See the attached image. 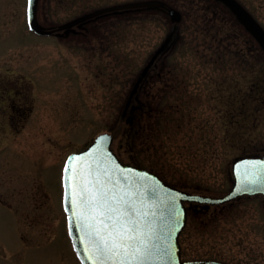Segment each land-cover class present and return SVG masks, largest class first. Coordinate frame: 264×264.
Returning a JSON list of instances; mask_svg holds the SVG:
<instances>
[{"label":"rangeland","instance_id":"rangeland-1","mask_svg":"<svg viewBox=\"0 0 264 264\" xmlns=\"http://www.w3.org/2000/svg\"><path fill=\"white\" fill-rule=\"evenodd\" d=\"M137 1L38 0V25L55 30L41 36L28 24V0H0V264H82L68 231L63 167L100 133L112 132L123 162L211 196L232 187L235 158L264 154V0H160L182 12L178 25L168 11L146 8L57 30ZM170 34V50L140 88L149 112L124 114ZM175 78L186 81L180 97L173 90L164 99ZM170 104L186 117H161ZM131 114L146 136L134 131L127 143ZM180 241L184 260L264 264V196L190 211Z\"/></svg>","mask_w":264,"mask_h":264},{"label":"water","instance_id":"water-1","mask_svg":"<svg viewBox=\"0 0 264 264\" xmlns=\"http://www.w3.org/2000/svg\"><path fill=\"white\" fill-rule=\"evenodd\" d=\"M229 1H233L236 5L234 0ZM37 6L38 0H29V23L37 33L50 35L55 30L44 29L37 23ZM146 8L167 10L175 23H179L183 19L181 11L169 7L163 1L143 0L94 10L61 25L57 30H69L111 12ZM172 36L170 34L166 38L146 64L134 85L131 96L137 92L140 84L157 60L170 50ZM112 142L113 136L111 134H100L88 148L72 154L65 168V209L68 213L69 232L82 263L99 264L97 257L100 255L96 251L97 237L94 235L93 229L84 227L85 218L88 214L87 209L78 208L76 211L83 213V215H75L74 206L71 203L72 190L79 182V177L74 175L73 170L80 172L90 166L93 177L99 173L102 178H105L104 174L107 172L111 175L112 181L118 179L120 181L118 187L133 193L137 207L149 213L146 220L151 225L152 236L149 241V251L144 255L143 264H227L215 260L182 259L180 235L188 220V209L185 202L223 204L245 194H264V154L237 157L233 162L234 182L229 193L223 197H208L189 193L166 183L160 176L151 171L122 163L111 148ZM68 177H72V179L69 181ZM66 193L69 194L67 199Z\"/></svg>","mask_w":264,"mask_h":264},{"label":"snow or ice","instance_id":"snow-or-ice-1","mask_svg":"<svg viewBox=\"0 0 264 264\" xmlns=\"http://www.w3.org/2000/svg\"><path fill=\"white\" fill-rule=\"evenodd\" d=\"M73 173L79 177L71 193L73 211L83 215L76 209H87L84 227L93 229L97 237L99 264H143L152 236L146 220L149 213L138 208L134 194L119 188L120 181H112L109 173L105 172V178L99 173L93 177L90 166Z\"/></svg>","mask_w":264,"mask_h":264},{"label":"trees","instance_id":"trees-1","mask_svg":"<svg viewBox=\"0 0 264 264\" xmlns=\"http://www.w3.org/2000/svg\"><path fill=\"white\" fill-rule=\"evenodd\" d=\"M156 67V66H155ZM177 78H175V80H176ZM185 80H183V79H180V80H176V81H174L173 82V85L172 86H168V90H167V93H165L164 94V99L166 98V97H169L168 95L169 94H171L172 92H173V90H175V94L177 95L178 94V91H176V89H180V87L183 85V84H185ZM171 92V93H170ZM177 97H180L179 95H177ZM163 99V100H164ZM139 105H135V106H137L138 107V112H139V114H141V113H144L145 111L146 112H149L148 111V107H147V105L146 104H144V103H138ZM261 104H264V99H263V101H262V103ZM133 105H134V103H133ZM170 108H168V109H170V111L169 112H166V113H164L161 117H165V118H169V117H177L176 115L178 114V115H181V116H179V117H186L184 114H179L182 110H181V108L179 107V106H177V105H173V104H170ZM135 113V112H134ZM129 117H131V120H132V122L129 124V126H128V130L127 131H123L122 132V136L123 137H125L124 139L126 140V142L128 143L129 141H130V139L133 137V135H134V131H138L139 133H141V135L144 137V139H145V136H146V132H145V128H144V126H142L141 124H140V126H137L138 128L136 129V127H135V125H136V123H135V121L137 120V122H141L140 121V117L138 118H136L135 117V114H131ZM137 133V132H136ZM134 138H136V137H134ZM143 142H144V140H143Z\"/></svg>","mask_w":264,"mask_h":264},{"label":"flooded vegetation","instance_id":"flooded-vegetation-1","mask_svg":"<svg viewBox=\"0 0 264 264\" xmlns=\"http://www.w3.org/2000/svg\"><path fill=\"white\" fill-rule=\"evenodd\" d=\"M132 101H133V100H131L129 106H130V110L133 112V108H131ZM128 109H129V108H128ZM127 111H128V110H127ZM127 111H126L124 114H126ZM190 209H191V210L193 209V210H195V211H202V210H205L206 208H205L203 205L194 204V205L190 206Z\"/></svg>","mask_w":264,"mask_h":264}]
</instances>
